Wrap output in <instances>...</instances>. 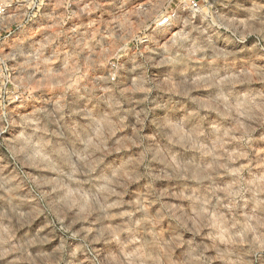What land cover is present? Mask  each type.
I'll return each instance as SVG.
<instances>
[{"label": "clouds", "instance_id": "9594fccd", "mask_svg": "<svg viewBox=\"0 0 264 264\" xmlns=\"http://www.w3.org/2000/svg\"><path fill=\"white\" fill-rule=\"evenodd\" d=\"M0 264H264V0H0Z\"/></svg>", "mask_w": 264, "mask_h": 264}]
</instances>
